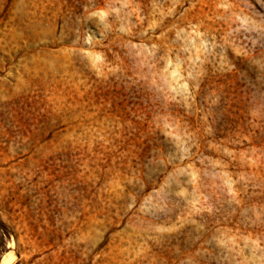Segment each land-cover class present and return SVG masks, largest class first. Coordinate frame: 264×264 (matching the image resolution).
<instances>
[{
	"label": "rangeland",
	"instance_id": "1",
	"mask_svg": "<svg viewBox=\"0 0 264 264\" xmlns=\"http://www.w3.org/2000/svg\"><path fill=\"white\" fill-rule=\"evenodd\" d=\"M7 260L264 264V0H0Z\"/></svg>",
	"mask_w": 264,
	"mask_h": 264
},
{
	"label": "bare ground",
	"instance_id": "2",
	"mask_svg": "<svg viewBox=\"0 0 264 264\" xmlns=\"http://www.w3.org/2000/svg\"><path fill=\"white\" fill-rule=\"evenodd\" d=\"M8 260H9V259H8ZM8 260H7V261H4V263H3V264H7Z\"/></svg>",
	"mask_w": 264,
	"mask_h": 264
}]
</instances>
